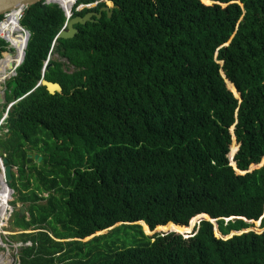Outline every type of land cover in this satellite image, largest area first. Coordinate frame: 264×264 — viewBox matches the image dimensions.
<instances>
[{
    "label": "trees",
    "instance_id": "obj_1",
    "mask_svg": "<svg viewBox=\"0 0 264 264\" xmlns=\"http://www.w3.org/2000/svg\"><path fill=\"white\" fill-rule=\"evenodd\" d=\"M111 1L70 39L64 7L23 10L0 106L15 102L0 126L15 225L33 230L20 264H264V0Z\"/></svg>",
    "mask_w": 264,
    "mask_h": 264
},
{
    "label": "water",
    "instance_id": "obj_2",
    "mask_svg": "<svg viewBox=\"0 0 264 264\" xmlns=\"http://www.w3.org/2000/svg\"><path fill=\"white\" fill-rule=\"evenodd\" d=\"M42 0H0V15L6 16L7 14L11 13L12 11H19L20 14V20H21V13L24 9H28L29 7L41 2ZM50 3H56L58 4L60 7H62L61 4L55 2L54 0H49ZM77 0H74V2H76ZM88 1V0H87ZM63 8V7H62ZM64 9V8H63ZM114 6L112 5H106L104 7H102L101 9H99V11H89L88 13H86L84 16H73V14L71 15V17L69 18L68 14L66 13V17H67V21L66 24L64 26V28L60 31L58 38H63V39H70L73 38L77 33H79V29L76 28V25L81 24L84 25L89 21H94L93 17H95L97 20L100 19L103 15V12H108L109 17L112 15ZM2 23V21L0 22V24ZM20 26L22 31L24 32V34L26 35V43L24 45V58L23 61L25 59V55H26V48H27V44L30 38V32L28 30H26L20 22ZM5 39V38H3ZM7 42H9L7 39H5ZM22 61V63H23ZM22 63H20L19 65H14V64H10L9 68L10 69H17L18 66H20ZM49 69V64L46 65L45 70ZM16 75V70L13 76ZM39 86H44L47 91L50 94H56V93H63V87L61 86V84L59 83H55V82H51L46 80L45 78L42 79V81L39 83ZM6 103V86L4 84L0 85V106H3ZM14 103H12L8 108H10ZM42 157L39 156L38 154L36 155H32L29 154L28 155V160L27 162L30 164L32 161L36 160L38 162L42 161ZM0 164H1V171L2 174L4 176V179L6 180L7 185L9 186V182H11L13 180V167L12 165L9 164V160L7 158H3L0 160ZM233 164V163H232ZM260 165H254L250 168V171H252L253 169L256 168H260ZM241 174H244V172H239ZM10 187V186H9ZM10 189L14 192V190L10 187ZM26 206L25 205H21L19 207H17L16 211L19 213L20 216H24L26 214ZM208 218H206L204 216V218L211 220V218L209 216H207ZM235 218H232L230 220H234ZM211 222L215 223V220H211ZM193 223V222H192ZM260 222H257V225H259ZM192 226V227H191ZM184 230L185 233L192 231L193 229V225L191 224L190 227L186 228V227H181ZM189 228H191L190 230H188ZM246 232V231H244ZM244 232H233L231 235H229V237L227 238H232L235 235H240Z\"/></svg>",
    "mask_w": 264,
    "mask_h": 264
},
{
    "label": "bare ground",
    "instance_id": "obj_3",
    "mask_svg": "<svg viewBox=\"0 0 264 264\" xmlns=\"http://www.w3.org/2000/svg\"><path fill=\"white\" fill-rule=\"evenodd\" d=\"M64 7L69 18L72 15L74 0H54ZM6 20L0 24V36L7 39L13 51H7L6 58L0 61V83L11 74L14 75L16 69H10L9 65H19L24 58V45L26 43V35L20 26L19 11H12L6 15ZM13 200V191L7 185L3 174H0V225L4 226L9 216L10 201ZM0 264H14L9 253L0 254Z\"/></svg>",
    "mask_w": 264,
    "mask_h": 264
},
{
    "label": "rangeland",
    "instance_id": "obj_4",
    "mask_svg": "<svg viewBox=\"0 0 264 264\" xmlns=\"http://www.w3.org/2000/svg\"><path fill=\"white\" fill-rule=\"evenodd\" d=\"M108 4L109 5H113L112 4V1L111 0H108ZM6 17L7 16H4V18L2 19V22L3 21H5L6 20ZM1 22V21H0ZM0 38H3V37H1L0 36ZM10 44V43H9ZM9 49L10 50H8V51H12L13 49L11 48V46L9 45ZM5 58V57H4ZM3 57L0 59V61L2 60L3 61V59H4ZM53 59H56V60H59V61H61V62H63L64 64H65V66H64V68H65V70H67V71H69V72H73L74 71V67H72V66H70L69 65V62H68V60L67 59H65V58H61L60 56H58L57 54L56 55H54L53 57H52ZM43 72H46V70H45V68H44V71ZM13 77V74H11L10 76H8L6 79H5V81H3L2 83H0V85H3L4 86V84H5V86H6V82L10 79V78H12ZM44 79V78H43ZM42 81V80H41ZM232 133H234V131L232 130ZM0 135H1V133H0ZM232 144H235V138H233V143ZM35 162V160L34 161H32L30 164H33ZM1 163V162H0ZM41 164V162H38L37 161V165H40ZM0 167H1V164H0ZM16 170V169H15ZM0 171H1V168H0ZM2 173V171L0 172V174ZM16 190H14V192H13V200H11L10 201V206L13 208V212H12V214H10V217H9V219L7 220V222H6V225L4 226V231H6L5 232V234H7V238L12 242V243H14V244H18V243H20V241L19 240H21L20 239V234H22V233H18V232H20V231H22V230H20V229H18L17 227H16V225H15V221H17V218H16V215H13L14 214V211L17 209V207H19V206H21V205H23V203L22 202H20L19 201V198H20V196L22 195V189H21V186L19 185V186H17V188H15ZM200 221H199V219H195V222H194V224H193V226L195 225V224H198ZM132 229H130V228H123L122 230H121V235H122V240H126V239H130V236H131V234L133 233V231H131ZM255 230H257V231H260V229H258V228H256ZM33 230H28L27 232H32ZM132 232V233H131ZM135 232V231H134ZM145 232L147 233V234H149V235H151L150 234V232H147L146 230H145ZM4 234V235H5ZM4 235H3V238H2V240H4L5 242H6V239H4ZM64 241V240H63ZM66 242V241H65ZM20 249H21V247L20 248H18V249H16V248H11V250H10V256H11V258L13 259V261H14V263L15 264H20V261H19V254H20ZM8 253V251L5 249V247L3 246V245H0V254H2V253Z\"/></svg>",
    "mask_w": 264,
    "mask_h": 264
},
{
    "label": "built area",
    "instance_id": "obj_5",
    "mask_svg": "<svg viewBox=\"0 0 264 264\" xmlns=\"http://www.w3.org/2000/svg\"><path fill=\"white\" fill-rule=\"evenodd\" d=\"M103 2L108 3V0H94V1H91V2H89V3L80 4V5L77 7V10H78V11H82V10H84V9L92 10V9L98 7V6H99L101 3H103ZM47 3H50V1L47 0ZM22 13H23V11H22ZM22 13H21V16H22ZM12 212H13V208L11 207V208H9V216H8V218L6 219L5 223H6L7 220L9 219L10 214H12ZM5 225H6V224H5ZM5 225H4V226H5ZM4 226H1V225H0V245H3V246L5 247V249L8 251V253H10L11 248H16V249H18V248L22 247L23 245H31V242H28V243H25V244L22 243V242H20V243H18V244H14V243H12V242L7 238V234H5L6 231H4ZM6 233H7V232H6ZM18 233H22V232L20 231V232H18ZM4 234H5V235H4ZM3 235H4V239H6V242H5L4 240H2ZM14 264H15V263H14Z\"/></svg>",
    "mask_w": 264,
    "mask_h": 264
},
{
    "label": "clouds",
    "instance_id": "obj_6",
    "mask_svg": "<svg viewBox=\"0 0 264 264\" xmlns=\"http://www.w3.org/2000/svg\"><path fill=\"white\" fill-rule=\"evenodd\" d=\"M77 2H78V0H77L76 2H74V6L76 5ZM103 3H105V2H103ZM81 4H84V3H81ZM105 4H106V5H109L108 3H105ZM79 5H80V4H79ZM106 5H105V6H106ZM103 7H104V6H103ZM73 8H74V7H73ZM92 10H93V9H92ZM64 11H65V10H64ZM89 11H91V10H89ZM72 14H73V10H72ZM47 64H48V61L46 62V65H47ZM45 67H46V66H45ZM38 86H39V85H38ZM13 103L15 104V102H13ZM11 104H12V103H10L9 106H10ZM14 104H13V105H14ZM13 105H12V106H13ZM9 106H8V107H9ZM12 106H11V107H12ZM8 107H7V109H6V112L4 113V117L0 120V126L3 124L4 120H5V119L7 118V116H8V112H9V110H10V108H11V107H10V108H8ZM0 133H1V132H0ZM29 154H32V153H29ZM32 155H33V154H32ZM0 160H1V158H0ZM0 168H1V167H0ZM21 232L23 233V232H27V231H21Z\"/></svg>",
    "mask_w": 264,
    "mask_h": 264
},
{
    "label": "flooded vegetation",
    "instance_id": "obj_7",
    "mask_svg": "<svg viewBox=\"0 0 264 264\" xmlns=\"http://www.w3.org/2000/svg\"><path fill=\"white\" fill-rule=\"evenodd\" d=\"M101 8H102V7H101ZM101 8H100V9H101ZM91 11H94V10H91Z\"/></svg>",
    "mask_w": 264,
    "mask_h": 264
}]
</instances>
